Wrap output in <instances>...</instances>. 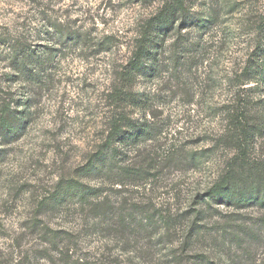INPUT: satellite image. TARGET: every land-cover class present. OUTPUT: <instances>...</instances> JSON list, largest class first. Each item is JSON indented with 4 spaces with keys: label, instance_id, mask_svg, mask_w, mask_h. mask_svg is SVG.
<instances>
[{
    "label": "rangeland",
    "instance_id": "rangeland-1",
    "mask_svg": "<svg viewBox=\"0 0 264 264\" xmlns=\"http://www.w3.org/2000/svg\"><path fill=\"white\" fill-rule=\"evenodd\" d=\"M178 1L157 60L122 82L140 28L171 0H0V105L20 124L0 138V264H264V206L201 201L233 164L242 107L264 162V0ZM122 85L135 97L119 104ZM115 113L118 166L151 167L130 181L82 172ZM70 180L96 188L110 215L54 207ZM32 222L65 248L50 250Z\"/></svg>",
    "mask_w": 264,
    "mask_h": 264
},
{
    "label": "trees",
    "instance_id": "trees-1",
    "mask_svg": "<svg viewBox=\"0 0 264 264\" xmlns=\"http://www.w3.org/2000/svg\"><path fill=\"white\" fill-rule=\"evenodd\" d=\"M169 5L167 10H161L160 13L148 20L140 28L134 40V48L128 67L124 69V72H120L119 81H131L133 73L147 67L151 60H157L159 52L162 50V47L157 43V39L165 32L169 17H173L175 13L184 12L178 0H171ZM255 28L259 32H264V18L256 22ZM248 81L249 79L245 80V82ZM123 91V85L120 89L115 88L112 90L113 99L119 104L135 97L132 91H129V93H124ZM3 103L0 105V138L5 141L18 135L20 124L9 104ZM241 110L240 117L230 121L228 129L229 139L232 141L235 150L234 157L230 160V162L233 161V164L229 163L228 166L226 165L224 173L215 179L201 197V201L207 207H211V205L240 207L248 203H257L264 206V162L254 156L255 139L261 126L258 119L254 116L252 118L246 108L242 107ZM121 114L115 113L112 115L106 136L96 151L89 156L82 172L87 175L93 173L94 176L112 174L116 175V178L122 177L123 180L130 181L151 169V167L144 165L119 167L115 161L118 154V148L115 147V144L121 139H126L122 132L124 119ZM241 172L245 174L243 175ZM123 180L120 183H123ZM53 196L55 198L54 207H60L67 201H76L80 207L91 211L97 219L106 218L111 213L110 206L103 200L100 201L96 188L76 180L65 182L58 191H55ZM45 207L46 203H40L38 209H45ZM164 220L165 218L163 222ZM164 223L169 227L171 220L166 219ZM31 225L32 229H35L40 234V237L44 239L50 250L57 251L65 248L66 240L59 236L58 233L48 227L40 226L39 223L32 222ZM196 225L198 224L194 223L193 226ZM193 231L190 236L197 234L195 230ZM62 262L64 264H86L83 261L72 263L70 259H64ZM201 262L209 264L205 259H202Z\"/></svg>",
    "mask_w": 264,
    "mask_h": 264
}]
</instances>
